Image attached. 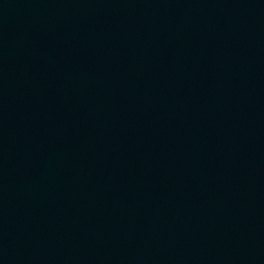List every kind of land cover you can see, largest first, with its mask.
Returning <instances> with one entry per match:
<instances>
[{"label": "water", "instance_id": "water-1", "mask_svg": "<svg viewBox=\"0 0 264 264\" xmlns=\"http://www.w3.org/2000/svg\"><path fill=\"white\" fill-rule=\"evenodd\" d=\"M0 264H264V0H0Z\"/></svg>", "mask_w": 264, "mask_h": 264}]
</instances>
